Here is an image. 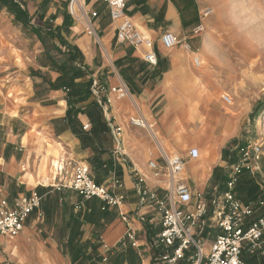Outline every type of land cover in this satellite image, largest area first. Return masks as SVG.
<instances>
[{"label":"crops","instance_id":"obj_1","mask_svg":"<svg viewBox=\"0 0 264 264\" xmlns=\"http://www.w3.org/2000/svg\"><path fill=\"white\" fill-rule=\"evenodd\" d=\"M48 1L46 15H56V24L60 25L62 16H69L68 0ZM183 1L125 0L126 15L155 42L156 66L145 63L140 51L116 41L115 24L111 22L103 2L92 1L89 5L98 14V18L92 21L95 37L86 32L85 25L80 21L72 20L69 28L71 43L80 49L84 57L82 69L86 76L83 79L96 78L107 92L120 84H125L129 90V96L124 99L109 94L111 103L108 107L110 125L121 128V159L125 163L112 155L114 140L106 118L97 116L93 107H87L89 101L70 107L66 93L49 86L58 77L56 73L37 67L38 75H33L12 70L9 62L8 72L0 70L1 79H8V95L13 92L12 96L20 99L19 103H13L8 98V107H0V211L11 210L20 196L37 193L41 197L39 209L27 218L22 231L14 237L0 238L8 262L76 264L72 263L68 246L70 240H75L80 246L88 245L85 255L90 251V244H101L98 249L101 252L102 246L110 248L118 243L125 232L119 213L127 212L130 217L135 216L139 204L134 183L137 178L143 177L150 188L155 187L147 163L159 159L156 141L146 129L130 126L127 122L129 117H142L146 122L154 121L159 128L170 129V141L174 128L181 123L187 127L204 128L207 126L205 122L217 121L216 109L211 108L206 100L199 98L198 103H192L189 99L195 94L190 83L196 80V76L199 80L202 76L192 71L191 66L197 69L191 56L195 53L185 50L182 45L165 49L160 43V37L165 32H171L187 42L193 40L194 33L197 34L195 29L200 24L199 19L202 20L200 12L196 11V3L187 0L189 3L184 5ZM8 57L12 58V55L9 53ZM29 66L32 65H25ZM37 69L34 67V70ZM194 107H198L195 109L197 113H194ZM86 124L89 130L84 131L82 127ZM160 132L168 142L167 132ZM221 142L222 139H219L217 143ZM181 157L186 158V183L194 192L208 191L206 189L215 167L222 168L225 175L227 162L211 165L210 159L197 161L189 158L187 149ZM79 163L90 168L93 180L99 185L109 187L113 176L122 181L126 200L120 209L99 213L96 218L88 209L92 202H85L79 194L67 188H54L58 182H69ZM56 166L63 168L59 177L56 176ZM249 190L251 194H245ZM235 194L243 203H264V152L258 172H242ZM66 209L72 210V213L64 212ZM78 211L80 216L76 215ZM145 212L144 223L136 217L132 218V228L140 232L147 224L155 231L158 229L157 214L149 209ZM262 215L264 204L256 207L246 223ZM216 232L212 231L210 239H206L209 241L204 242L205 249L209 248ZM140 243L142 247L138 252H147L143 241L140 240ZM154 255L142 258L140 254V264H161L153 262ZM250 258L252 262L260 260L258 254ZM0 260L5 262L2 257Z\"/></svg>","mask_w":264,"mask_h":264},{"label":"built area","instance_id":"obj_2","mask_svg":"<svg viewBox=\"0 0 264 264\" xmlns=\"http://www.w3.org/2000/svg\"><path fill=\"white\" fill-rule=\"evenodd\" d=\"M92 1L103 2L107 6L109 18L115 24L116 41L140 51L141 59L145 63L156 66L158 58L155 42L126 15L125 0H68L69 17L73 21L83 23L89 35H95L92 21L98 18V14L89 7ZM206 14L207 12L203 13L201 18L206 17ZM200 29L201 25L195 32H201ZM160 43L165 49L182 45L185 50H190L187 41H182L171 32L163 33ZM192 61L194 67H200L201 61L198 57L194 56ZM90 91L91 97L101 107L103 116L109 124L114 140L112 155L125 163L121 159L123 156L121 128L110 125L108 107L111 103L109 94L124 99L129 96V90L125 84H120L107 92L104 85L96 78H92ZM221 99L226 105L232 103L228 95L222 96ZM127 122L130 126L146 129L156 141L153 126L142 117L132 116ZM82 128L87 131L89 125L86 124ZM158 151L162 163L159 164L157 161L147 163L155 187L150 188L143 177L136 179L134 187L139 209L133 217L127 212L119 213L120 220L125 225V232L114 247L102 246V262L106 263L107 253L116 250L117 247L140 250L142 245L138 238L139 231L133 229L131 223L134 217L144 223L147 209L158 216V232L148 246L154 250V259L161 264H246L242 259L244 253L251 256L258 254L264 258V215L249 224L246 223V220L255 213L256 207L264 203H243L235 194L236 185L243 171L250 174L259 171V163L264 152L262 146L247 144L236 147L233 150L236 160L226 164V179L223 185L216 184L207 192H194L188 186L183 177L185 170L183 157L174 153H162L159 149ZM189 157L196 159L197 152L189 151ZM62 172V166H56V176H61ZM54 188H67L85 200L96 199L102 204L101 210L120 209L126 200L121 180L113 176L109 187L99 185L93 180L90 168L83 163L75 166L69 182H58ZM40 201L41 197L31 193L17 198L11 210L0 211V238L18 235L27 218L39 209ZM214 230L217 232L209 248L205 249L204 242ZM138 254L140 255L139 252Z\"/></svg>","mask_w":264,"mask_h":264},{"label":"rangeland","instance_id":"obj_3","mask_svg":"<svg viewBox=\"0 0 264 264\" xmlns=\"http://www.w3.org/2000/svg\"><path fill=\"white\" fill-rule=\"evenodd\" d=\"M189 1L196 3V11L197 13L199 11L201 16L205 12L210 13L208 17L199 19V25H204V31L194 33L193 40L188 42L190 51L200 57L202 65L197 69L191 66L192 71L196 70L197 74L202 73L199 72L200 70L206 71L201 74L200 80L190 83L195 89V94L189 99L192 103H198L199 98L206 100L211 108L218 111L219 107L222 109V113L228 110L229 114L227 118H224L217 112V121L205 122L207 126L204 128L187 127L181 123L180 127L187 133L189 132L188 134L191 136L190 140H186L183 150L177 149V144L173 139L170 141V132L166 128H159L158 124L156 125L152 120L147 122L153 126V132L156 128L164 133L167 132L168 146L174 150L177 149L179 154L186 149L195 150L197 151V161L210 159L211 165L221 162L228 164L229 155L231 159L236 158L233 150L238 146L258 144L264 151V0ZM189 1L184 0L182 4L186 5ZM13 4L18 6V10L13 7L10 9L8 5L0 1V26L9 25V27H0V70L8 72V62L11 64L12 70L26 71L33 75H38L37 67L47 68L56 73L58 77L62 75L58 81L49 83V86L54 90L64 92L59 84L64 85L71 82V76L78 68L82 69L81 66L84 65L82 52L71 43L68 37L73 21L64 14L62 23L57 25L56 15H46L50 4L48 0H14ZM92 27L94 28L93 23ZM206 34H208L206 37L208 41H211H209L210 44H214H211V46L213 45L211 47L213 58L202 51V41ZM95 36L96 32L92 37ZM65 44L77 49L79 62L70 60ZM8 52L12 58L8 57ZM191 56L193 58L194 55ZM28 64L32 66L25 67ZM34 67L37 71L34 70ZM81 71L85 73L83 69ZM46 75H48L47 72ZM12 95L13 92L8 95V79L0 77V107H4V105L8 107V98L13 103L20 102L18 97ZM224 95L231 98V105H226L222 101L221 97ZM197 108L194 107V113H197L195 110ZM191 119L194 121L193 117ZM201 131H203V136L200 135ZM210 136L212 138H209ZM213 139L217 142L222 139V142L217 143ZM156 161L159 164L162 163L160 156ZM221 169L215 167L212 170L210 184L206 191L212 185H216L217 177L222 173ZM185 176L184 172L183 177L185 178ZM245 194H251V191L249 190ZM138 236L144 243L143 247L147 250L145 253L140 251L141 257L145 258L144 256L149 254L152 257L154 250L148 246L149 242L146 240L145 231L141 230ZM206 241L209 240H205V243ZM2 246L0 245V257L4 258L5 262L0 260V264H15L13 261L8 262V256ZM14 253L16 254V251ZM245 255L251 256L248 253ZM18 256H21L20 252ZM129 260L138 262L137 258ZM112 262L113 260L107 264H112ZM127 262L124 261L121 264ZM153 262L159 263L158 260ZM250 264H264V258L260 257V260Z\"/></svg>","mask_w":264,"mask_h":264},{"label":"trees","instance_id":"obj_4","mask_svg":"<svg viewBox=\"0 0 264 264\" xmlns=\"http://www.w3.org/2000/svg\"><path fill=\"white\" fill-rule=\"evenodd\" d=\"M2 1L4 4L8 5L10 9H12L11 7L15 8L18 10V6L13 4L14 0H0ZM69 20L72 21V19L67 16ZM65 47H67L69 55H70V60L72 62H79V53L77 51L76 48L71 47L70 45L65 44ZM82 67V66H81ZM81 68H78L76 70V72L71 76V82H69L68 84L64 85H60L59 87L61 89L64 90V92L66 93V97H67V101L68 103L70 102V107H73V105L75 104H80V103H84L89 101L87 107H93V109L95 110V114L98 116H101L103 118V113H102V109L101 107L96 103V101L91 97V91H90V86L92 83L91 78L89 79H83L86 76V73L81 71ZM62 75H60L59 77H61ZM59 77L56 79V81L59 80ZM109 128V126H108ZM236 160L235 159H231L230 155L227 159V161L229 163H232ZM225 175L224 174H220V176L217 177V183L218 185H223L224 181H225ZM37 194V193H36ZM38 195V194H37ZM39 196V195H38ZM80 196V195H79ZM81 197V196H80ZM82 200H84L85 202H92V206L90 208H88L90 210V213L93 211V216L94 217H98L99 213H108L109 210L105 209V210H101L102 204L100 201L96 200V199H90V200H85L81 197ZM80 201V200H79ZM81 211V210H80ZM80 211H78L76 213L77 216H80ZM64 212H71L72 210L70 209H66ZM144 230L146 233V240L147 242L151 243L152 239L155 237V235L158 232V229H156L155 231L151 230L150 226L145 224L144 225ZM100 245L99 243L96 242V244H90V251L85 255L86 251H87V246L83 245L80 246L78 245V242H75V240H70L68 242V246L70 248L71 251V258H72V263L76 262V264H107L109 261L113 260L112 264H121L124 261H128L125 264H140V255L138 254V251L132 249L131 247H127L126 249H119L117 247L116 250H113L109 253H107V261L106 263L102 262V256H101V252L98 251V249H100ZM131 258H137L136 261L133 260H129ZM242 259L246 262V264H250L252 263V261H250V257L248 255H245V253L242 255Z\"/></svg>","mask_w":264,"mask_h":264},{"label":"bare ground","instance_id":"obj_5","mask_svg":"<svg viewBox=\"0 0 264 264\" xmlns=\"http://www.w3.org/2000/svg\"><path fill=\"white\" fill-rule=\"evenodd\" d=\"M209 12H207V14H206V17H208L209 16ZM85 24L87 25V21L85 22ZM201 31H204V27L203 26H201V29H200ZM211 35V34H210ZM208 36V34H206L205 35V37H204V40L202 41V51L205 53V54H208L209 56H211L212 57V55H213V52H212V50L213 49H211V47L214 45L213 43H211V44H213L212 46H211V44H210V42L208 41V38H206ZM210 37V36H209ZM211 52H212V54H211ZM176 55V54H175ZM192 55V54H191ZM189 56V55H188ZM194 56L195 57H198L199 59H200V57L198 56V55H196V54H194ZM193 56V57H194ZM189 57H191V56H189ZM210 57V58H211ZM213 58V57H212ZM176 59V58H175ZM177 61V60H176ZM189 61V60H188ZM200 61H201V59H200ZM187 63H189V62H187ZM188 65V64H187ZM200 66H202V65H200ZM176 67V66H175ZM201 68V67H200ZM196 71V70H195ZM208 71V70H207ZM199 72H202V73H204V72H206L205 70H200ZM210 72V71H209ZM195 73V72H194ZM197 73V72H196ZM201 73V74H202ZM209 74V73H208ZM195 79L198 81L199 79L197 78V76L195 77ZM207 79H209V78H207ZM188 85V84H187ZM179 101V100H178ZM187 105V104H186ZM188 108V107H187ZM218 109V111L217 112H219L220 113V115H221V117H223L224 116V118H227V116H228V110L225 112V113H222V109H220L219 107L217 108ZM225 110V109H224ZM230 112V111H229ZM193 114V113H192ZM174 116V115H173ZM217 116H218V113H217ZM190 117V116H189ZM231 118V117H230ZM167 120V119H166ZM149 124V123H148ZM166 130L168 131V132H170V129H168V128H166ZM197 130V129H196ZM191 131V130H190ZM193 131V130H192ZM154 133H155V137H156V145H157V147H158V149L162 152V153H172V152H174V154H177V155H180L181 156V154H179V152L177 151V149H182L183 150V148H185V142H186V140H190V138H191V136L186 132V130L185 129H183L182 127H180V125H179V127H175L174 128V131H173V140H174V142L177 144V149L176 150H174V148H171L170 146H168V144H167V142L162 138V135H161V132L156 128V129H154ZM200 135L201 136H203V131H201L200 132ZM196 137V136H195ZM197 138V137H196ZM194 139V138H193ZM172 141V140H171ZM207 141V140H206ZM203 149V148H202ZM181 151V150H180ZM199 157V156H198ZM199 161H200V159H199ZM198 164H199V162H198ZM202 164V163H201ZM192 169V168H191ZM200 169V168H199ZM205 169H206V167H205ZM197 170H198V168H197ZM203 173H204V171H203ZM205 174V173H204ZM206 176V175H205ZM203 177V176H202ZM54 178V177H53ZM49 183V182H48ZM52 183H53V181H52Z\"/></svg>","mask_w":264,"mask_h":264},{"label":"water","instance_id":"obj_6","mask_svg":"<svg viewBox=\"0 0 264 264\" xmlns=\"http://www.w3.org/2000/svg\"><path fill=\"white\" fill-rule=\"evenodd\" d=\"M141 28V27H140ZM142 29V28H141Z\"/></svg>","mask_w":264,"mask_h":264}]
</instances>
